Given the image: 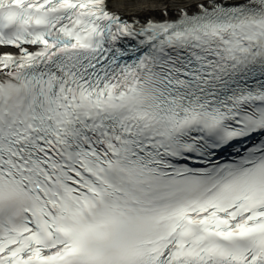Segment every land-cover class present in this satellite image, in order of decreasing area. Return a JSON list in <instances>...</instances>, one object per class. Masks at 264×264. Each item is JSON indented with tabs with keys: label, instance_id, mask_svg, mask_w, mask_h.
<instances>
[{
	"label": "snow or ice",
	"instance_id": "obj_1",
	"mask_svg": "<svg viewBox=\"0 0 264 264\" xmlns=\"http://www.w3.org/2000/svg\"><path fill=\"white\" fill-rule=\"evenodd\" d=\"M0 264H264V0H0Z\"/></svg>",
	"mask_w": 264,
	"mask_h": 264
}]
</instances>
